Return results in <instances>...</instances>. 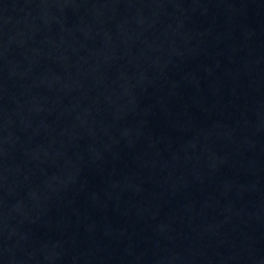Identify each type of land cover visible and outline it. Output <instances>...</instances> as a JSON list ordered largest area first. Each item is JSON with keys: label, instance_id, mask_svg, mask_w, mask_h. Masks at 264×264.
<instances>
[{"label": "water", "instance_id": "95a60500", "mask_svg": "<svg viewBox=\"0 0 264 264\" xmlns=\"http://www.w3.org/2000/svg\"><path fill=\"white\" fill-rule=\"evenodd\" d=\"M0 264H264V0H0Z\"/></svg>", "mask_w": 264, "mask_h": 264}]
</instances>
